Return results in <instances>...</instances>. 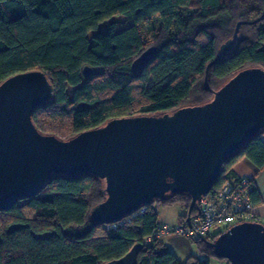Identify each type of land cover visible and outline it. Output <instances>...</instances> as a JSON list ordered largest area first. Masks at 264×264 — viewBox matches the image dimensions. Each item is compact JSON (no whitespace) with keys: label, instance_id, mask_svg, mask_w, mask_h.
Returning <instances> with one entry per match:
<instances>
[{"label":"trees","instance_id":"1","mask_svg":"<svg viewBox=\"0 0 264 264\" xmlns=\"http://www.w3.org/2000/svg\"><path fill=\"white\" fill-rule=\"evenodd\" d=\"M185 8L191 11L184 14ZM115 17L124 21L99 29ZM238 21L246 23L239 26L234 47L208 69L211 90L244 68H264V0H0V83L16 73L42 70L54 92L45 107L34 111L33 123L41 133L66 140L111 118L161 114L209 101L212 92L203 85L206 66ZM150 46L155 55L132 73V60ZM85 66L92 69L87 78ZM262 135L264 129L223 160L211 190L233 174L241 158L264 168ZM103 186L90 174L59 175L36 196L0 211V264H105L136 244L141 245L137 264H182L162 242L143 241L158 226L153 204L188 211V195H173L116 223L98 224L89 212L103 201ZM193 242L198 251L228 262L207 242ZM198 264H210L209 259Z\"/></svg>","mask_w":264,"mask_h":264},{"label":"water","instance_id":"2","mask_svg":"<svg viewBox=\"0 0 264 264\" xmlns=\"http://www.w3.org/2000/svg\"><path fill=\"white\" fill-rule=\"evenodd\" d=\"M232 36L205 69L203 85L212 98L170 112L115 117L63 140L43 134L32 120L53 97L54 88L40 69L16 73L0 83V211L36 196L56 176L93 175L103 181V201L90 219L112 224L142 207L170 196L190 197L188 215L212 188L223 160L264 129V68H244L216 90L208 69L230 51ZM156 48L143 50L130 64L138 73ZM92 69L83 68L89 77ZM228 264H264V224L244 221L207 242ZM140 244L105 264H137ZM193 264V263H191Z\"/></svg>","mask_w":264,"mask_h":264},{"label":"built area","instance_id":"3","mask_svg":"<svg viewBox=\"0 0 264 264\" xmlns=\"http://www.w3.org/2000/svg\"><path fill=\"white\" fill-rule=\"evenodd\" d=\"M253 190L252 178L231 173L217 189H210L201 197L195 214L187 213L186 217L174 226L158 225L143 242H161L165 237L173 235L210 242L234 224L244 221L264 224V219L254 211Z\"/></svg>","mask_w":264,"mask_h":264},{"label":"rangeland","instance_id":"4","mask_svg":"<svg viewBox=\"0 0 264 264\" xmlns=\"http://www.w3.org/2000/svg\"><path fill=\"white\" fill-rule=\"evenodd\" d=\"M191 9L185 8L183 10L184 14L189 13ZM115 21L117 23H121L124 21L122 17H115L112 19H109L99 25V29L104 30L109 22ZM152 22L154 27L157 29L158 26V19L157 16L152 17ZM138 28L140 29L142 35L145 38V33H144V26L142 24L138 25ZM153 207L156 209L157 212H159L164 206L161 205H156L153 204ZM167 209L164 211V214L160 212L159 218L160 220L162 219V215H165L166 219L169 221H174L175 223L177 222L179 216L181 214L186 213V208L182 207L180 205H169L166 206ZM165 207V208H166ZM168 237V236H167ZM170 249H172L178 257H184L185 258V263L187 264H198V262H201L205 259H209L210 264H223L225 260L217 259L212 256H208L200 251H198L195 247V244L192 239L182 236V235H176L174 237H171L168 241ZM198 261V262H197Z\"/></svg>","mask_w":264,"mask_h":264},{"label":"crops","instance_id":"5","mask_svg":"<svg viewBox=\"0 0 264 264\" xmlns=\"http://www.w3.org/2000/svg\"><path fill=\"white\" fill-rule=\"evenodd\" d=\"M262 139H264V135L261 136ZM232 172L235 175L238 176H246L250 177L253 179V184H254V191L252 192V201L254 204V211L255 213L262 219H264V168L262 169H257L253 164H251L246 158H241L233 167H232ZM164 206L159 212H157L158 217H157V223L158 225L161 224H168L171 226L177 225L181 222V214L175 223L174 221H168L165 217V215H162V219L160 220L159 214L160 212L164 214V211L167 209V207ZM173 236H168L165 237L161 242L164 244L173 254L174 256L178 259L179 262L182 264L185 263V258L184 257H178L175 255L174 251L170 249L168 241L171 237ZM223 264H228V262H224Z\"/></svg>","mask_w":264,"mask_h":264}]
</instances>
